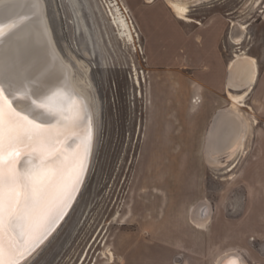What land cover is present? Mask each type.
Returning a JSON list of instances; mask_svg holds the SVG:
<instances>
[{"label": "rangeland", "instance_id": "1", "mask_svg": "<svg viewBox=\"0 0 264 264\" xmlns=\"http://www.w3.org/2000/svg\"><path fill=\"white\" fill-rule=\"evenodd\" d=\"M43 1L58 51L89 92L95 135L72 207L22 264H172L175 258L180 264L212 259L215 248L234 244L248 253L231 250L258 264L264 243V94L249 92L240 108L250 129L240 148L218 161L209 160L206 124L190 100L192 85L209 67L220 75L221 86L213 91L224 94L222 107L232 103L227 63L237 51L254 56L264 73V0H190L189 21L166 0H118L135 25L137 49L119 35L110 0ZM133 12L153 26L149 46ZM174 39L176 49L170 48ZM260 76L254 86L261 85ZM234 161L236 167L226 171ZM204 202L210 214L202 228L190 209ZM109 248L113 263L104 256Z\"/></svg>", "mask_w": 264, "mask_h": 264}, {"label": "snow or ice", "instance_id": "2", "mask_svg": "<svg viewBox=\"0 0 264 264\" xmlns=\"http://www.w3.org/2000/svg\"><path fill=\"white\" fill-rule=\"evenodd\" d=\"M7 92L0 83V264H17L62 219L86 165L79 146L72 151L82 117L60 91L24 93L27 108Z\"/></svg>", "mask_w": 264, "mask_h": 264}, {"label": "bare ground", "instance_id": "3", "mask_svg": "<svg viewBox=\"0 0 264 264\" xmlns=\"http://www.w3.org/2000/svg\"><path fill=\"white\" fill-rule=\"evenodd\" d=\"M166 2L177 17L187 21L191 20L188 17L190 0H166ZM108 7L119 35L134 44L137 49L135 37L138 34L135 33L137 31L134 23L128 17L127 7H122L118 0H110ZM0 27L3 28V32L0 34V83L8 90L9 96L15 97L14 103L20 108H27L30 104L27 99L20 98L26 92L36 98L50 96L53 92L60 91L65 100V107L71 108L74 105L82 117L76 129L81 134V139L72 144V151H75L79 146V151L83 155L82 140L85 138L83 120L88 115L87 104L90 105L94 116L90 95L84 81L74 75L72 66L61 56L54 43L44 1H4L0 5ZM239 42L237 41V43ZM227 70V87L236 90L245 87L246 89L237 93L227 90L232 101L231 107L236 111L235 118L218 137L223 146L221 150L223 152L210 151L208 154L210 161H218L221 156L233 155L242 145L250 129V121L245 114L239 112V106L245 104L244 100L256 82L259 73L258 61L254 56L248 55L244 51H237L229 61ZM254 120L255 118H253ZM93 125L95 130V123ZM209 142L211 143V137ZM234 165L235 161L227 165L226 171L233 170ZM74 167H78V161ZM202 204L210 207L208 203L204 202L199 204L196 209H190V218L199 227L203 226V220L210 214L209 210L206 217L201 216ZM104 253L109 263L115 261V255L110 248ZM240 255L242 253L237 250L223 251L216 258L214 264H217L222 258H226L224 264H248L244 258L240 259Z\"/></svg>", "mask_w": 264, "mask_h": 264}, {"label": "crops", "instance_id": "4", "mask_svg": "<svg viewBox=\"0 0 264 264\" xmlns=\"http://www.w3.org/2000/svg\"><path fill=\"white\" fill-rule=\"evenodd\" d=\"M154 1L147 2V3L148 4H152ZM141 15H142L141 12H133V16L135 18V21L137 22L139 30L142 31L146 35V37L148 38L147 39V41H148L147 44L149 46V43H150V40H151L150 37H151V33H152V29H150V28H152L153 26L151 27L150 24H148V23H150V21H148L146 19L143 20L141 18L142 17ZM164 31H165V29H164ZM177 40L174 39V42L176 41V43L174 45L172 43L170 45V48L176 49L178 47ZM159 47H160V45H159ZM227 65H228V63H227ZM227 65H226V67H227ZM259 76H260V74L258 73L257 79H259ZM227 77H228V70H227ZM260 77H261V85L254 86L256 84V82L258 81L256 79V82H255V84L253 85V87H252V89L250 91L253 92L255 90V93L260 91L261 93L264 94V73ZM200 78H201V83L194 82V84L192 85L193 91L196 92V94L190 100V107H191V110H194V109L200 107L201 114H202V117H201L202 122H204V124H206V133H205V136H204L206 138L205 141H204V145L206 146L208 144V150L205 149L206 153L209 154L210 151H218V152H220L223 149V146L220 144L218 137L222 134L221 132H223V130H225V128L229 126L230 122L232 120H234L236 111L231 107V102H230L231 99L230 98H229L230 99V101H229L230 105L228 107H226V108L222 107L223 104H224L223 101L225 99L224 94H222L221 92L216 93L215 91H213L215 88H219L221 86L219 84L220 75H219V72H218L217 69L216 70H210L209 67H206V69L203 68L202 71H201ZM224 85H225V83H224ZM225 87H226V92H227V81H226ZM243 89L244 88H242L240 90H243ZM205 90H208L206 92V94L204 93ZM231 90H233V89H231ZM199 91H202L200 96L198 94ZM211 93L212 94H216V96L210 97ZM248 94H251V93H248ZM193 100L195 102H198L199 100L200 101L198 103H194ZM244 101H246V98H245ZM244 105H246V104H244ZM240 106H243V105H240ZM240 106H239V110L240 111L239 110L238 111L243 113L241 108H240ZM219 109H222V110L220 112V115L218 116V120H216L217 119L216 118V112ZM252 116L253 115L251 114L250 117H252ZM254 118H256V117L254 116ZM212 120L213 121L216 120V122H214L213 126L211 125ZM254 125H255V123L253 124V126ZM210 126H212V127H211V130L209 131V127ZM208 133H209V135H208ZM210 137H211V143L209 142ZM213 212L214 211H212V215H213ZM186 213H187V216H188V207H187ZM212 217H211L210 223L213 222V218ZM263 218H264V215H263ZM210 223H209V225H210ZM209 225H208V227H209ZM194 228L197 229L198 231L201 230V229H198L196 227H194ZM231 249H238L240 252H244V254L248 253L247 249H244V248L240 247V245H238V244H234V245L229 246V247H223V248H219L218 247L217 249L215 248L213 250V252H214L213 256L214 257H211L212 259H209L210 256H208V255H207V257H205L206 259H200V258H195L194 257V258H192L193 261H191L190 263L189 262L187 263L186 261L183 260V261H181L180 264H214L215 261H216V258L219 256V254L221 252L227 251V250H231ZM258 253H259V257L260 258H258V260H255V262H258L259 264H264V243L260 244V246L258 247ZM248 258H250V257L248 256ZM175 259H173V261H172L173 263L172 264H174Z\"/></svg>", "mask_w": 264, "mask_h": 264}, {"label": "water", "instance_id": "5", "mask_svg": "<svg viewBox=\"0 0 264 264\" xmlns=\"http://www.w3.org/2000/svg\"><path fill=\"white\" fill-rule=\"evenodd\" d=\"M4 1H7V0H0V5L2 3H4ZM8 94V93H7ZM11 97V95H10ZM85 100V99H84ZM86 101V100H85ZM86 110L88 112V115L84 118L83 120V124H85V127H84V130H87L85 131V137L88 139L89 143L87 144V146L84 145V153H83V157H84V162H85V169L84 171L81 173V181L80 183L77 185V190L73 193V196H72V199L69 201V205L68 207L65 209V211L62 213V219H59L58 223L55 225L54 227V230L51 232V234L59 227V225L61 224V222L64 220V218L66 217V215L68 214L70 208L72 207L80 189H81V185L84 181V178L86 176V173L88 171V167H89V163H90V160H91V155H92V150H93V143H94V122H95V118L94 116L92 115V110H91V107L89 104H87L86 106ZM222 109H219L217 112H216V118L220 115V112H221ZM95 114V113H94ZM218 120V118L216 119ZM216 120H212L211 122V125L213 126L214 125V122H216ZM209 128V131L211 130V127ZM208 131V132H209ZM79 133V132H78ZM209 135V133H208ZM206 149L208 150V144L206 145ZM209 210H210V207H208L206 204H202L201 205V216L203 217H206L209 213ZM50 234V235H51ZM50 235L47 237V239L50 237ZM47 239H43L42 241H37L36 245L33 246V249L30 250V252H26L24 257L22 258H18L17 259V264H22L24 263L28 258H30L34 252H36V250L47 240ZM240 259L244 258L243 255H240L239 256ZM245 259V258H244ZM226 261V258H222L221 260L218 261L217 264H224Z\"/></svg>", "mask_w": 264, "mask_h": 264}, {"label": "flooded vegetation", "instance_id": "6", "mask_svg": "<svg viewBox=\"0 0 264 264\" xmlns=\"http://www.w3.org/2000/svg\"><path fill=\"white\" fill-rule=\"evenodd\" d=\"M259 264V263H258Z\"/></svg>", "mask_w": 264, "mask_h": 264}]
</instances>
